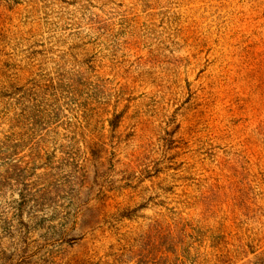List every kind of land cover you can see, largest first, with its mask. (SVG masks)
<instances>
[{
	"label": "rangeland",
	"instance_id": "rangeland-1",
	"mask_svg": "<svg viewBox=\"0 0 264 264\" xmlns=\"http://www.w3.org/2000/svg\"><path fill=\"white\" fill-rule=\"evenodd\" d=\"M0 264H264V0H0Z\"/></svg>",
	"mask_w": 264,
	"mask_h": 264
}]
</instances>
